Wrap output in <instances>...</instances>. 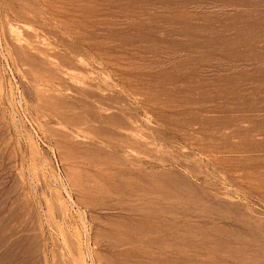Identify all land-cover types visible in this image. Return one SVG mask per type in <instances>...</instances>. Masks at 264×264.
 <instances>
[{
	"label": "rangeland",
	"instance_id": "obj_1",
	"mask_svg": "<svg viewBox=\"0 0 264 264\" xmlns=\"http://www.w3.org/2000/svg\"><path fill=\"white\" fill-rule=\"evenodd\" d=\"M203 1L0 0V254L19 242L23 264H186L198 229L234 226V249L264 264V41L205 47L235 11ZM175 183L184 200L162 192ZM158 210L174 225L143 221ZM214 246L188 263L229 264Z\"/></svg>",
	"mask_w": 264,
	"mask_h": 264
},
{
	"label": "bare ground",
	"instance_id": "obj_2",
	"mask_svg": "<svg viewBox=\"0 0 264 264\" xmlns=\"http://www.w3.org/2000/svg\"><path fill=\"white\" fill-rule=\"evenodd\" d=\"M190 1H192V0H190ZM195 1H198V0H195ZM203 1V0H202ZM207 1V0H206ZM213 1V0H212ZM219 1V3H220V5H221V7H223V9L224 8H231L232 10L234 9V11H235V14H233L231 17H228L227 19H229L230 20V22L228 23V21H227V19L225 20V18H224V20L225 21H227V22H225V24L226 25H224V26H219V28L221 27V29H219L220 30V33H217V34H215V36L212 38V39H210L209 38V35H208V38L207 39H205V40H203V45H205V47H207V45H210V43H213V45L215 44L214 42H216V44H218L219 45V48H221V47H223V48H229V47H237L238 48V46H250V47H252V48H250V49H256L255 47L256 46H258V44H259V42L261 41L262 42V40L264 41V0H218ZM188 2V1H187ZM204 2V1H203ZM179 3H183V1L182 2H179ZM205 3V2H204ZM213 3H215V1L213 2ZM216 3H218V2H216ZM185 3H183V5H184ZM198 4H200V3H198ZM209 4H211V3H209ZM182 5V4H181ZM182 5V6H183ZM215 5V4H214ZM219 5V4H218ZM180 6V5H179ZM220 7V6H219ZM220 9V8H219ZM221 10H219V12H220ZM225 11V10H224ZM231 11V10H230ZM226 12H228V11H226ZM217 13V12H216ZM184 14H185V12L183 13V15H182V17L184 16ZM197 14H199V12L197 13ZM196 14V16H198ZM202 14H203V12H202ZM223 14V13H222ZM230 14V13H229ZM195 15V14H194ZM203 15H207L206 13L205 14H203ZM209 15V14H208ZM219 15H221V14H219ZM224 15H227V14H224ZM180 16V15H179ZM178 16V17H179ZM186 16V15H185ZM184 16V17H185ZM188 16V15H187ZM193 16V15H192ZM195 16V17H196ZM210 16V15H209ZM212 16V15H211ZM210 16V17H211ZM223 16V15H222ZM182 17L180 16V18L182 19ZM190 17V16H189ZM194 17V16H193ZM193 17H192V19H193ZM195 17H194V19H195ZM200 17H203V16H201V13H200ZM205 17V16H204ZM217 17H219L218 15H217ZM186 18V17H185ZM197 18V17H196ZM216 18V17H215ZM219 18H222V17H219ZM188 19H190V18H188ZM198 19H200L199 17H198ZM203 19V18H202ZM206 19V18H205ZM211 19V18H210ZM213 19H214V17H213ZM183 20H185V22L187 21V18L186 19H184L183 18ZM197 20V19H196ZM189 21V20H188ZM206 21H208V19L206 20ZM211 21V20H210ZM209 21V22H210ZM218 21V20H217ZM221 21H223V20H221ZM195 22V21H194ZM197 22V21H196ZM195 22V23H196ZM205 22V21H204ZM203 22V23H204ZM208 22V23H209ZM212 22V21H211ZM210 22V23H211ZM213 22H214V20H213ZM219 22V21H218ZM191 23V22H190ZM189 22H188V25L190 24ZM197 23H199V22H197ZM196 23V24H197ZM203 23H201L200 24V26L198 27V25L196 26V25H194L193 27L192 26H190L189 28H191L192 27V29L193 30H191L192 32H194V33H196V34H199V33H201V29L200 28H203V27H201V25H205V24H207L206 22H205V24H203ZM221 23V22H220ZM219 23V24H220ZM187 24V23H186ZM194 24V23H193ZM214 24H215V22H214ZM217 24V23H216ZM219 24H217V25H219ZM222 24H224V23H221V25ZM217 25H216V27H217ZM187 26V25H186ZM213 26V25H212ZM211 25L210 26H208L209 28L210 27H212ZM215 26V25H214ZM188 27V26H187ZM215 27V30L217 29ZM204 28H206V27H204ZM203 28V29H204ZM209 28H206L205 30H207V29H209ZM185 29H187V28H184V31H185ZM212 29H214V27L212 28ZM211 29V31L213 32V31H215V30H212ZM218 30V29H217ZM216 30V31H217ZM210 31V30H209ZM208 31V32H209ZM204 32V31H203ZM205 32H207V31H205ZM217 32H219V31H217ZM262 32V33H261ZM210 33V32H209ZM209 33H207V34H209ZM216 33V32H215ZM261 33V34H260ZM202 34V33H201ZM211 34H213V33H211ZM232 34V35H231ZM246 34V35H245ZM243 35H245V36H247L246 38H244L243 37ZM224 38H223V37ZM217 41H219V42H217ZM260 42V43H261ZM221 46V47H220ZM223 48H221L222 50H224ZM234 49V48H233ZM225 51V50H224ZM235 51V50H234ZM264 51V50H263ZM258 51H256V53H257ZM236 53V52H235ZM245 54V53H244ZM244 54H241V55H244ZM255 54V53H254ZM222 55V54H221ZM236 55H239V54H233V52L231 53V54H227L226 53V55H225V59L226 58H228L229 60L231 59H233V58H236V59H238L239 58V56H236ZM251 55V54H250ZM246 56V55H245ZM244 56V57H245ZM248 56H249V54H248ZM242 57V59H243V56H241ZM222 58V57H221ZM247 58V57H246ZM249 58V57H248ZM254 59H258L259 61H260V59L262 58V55H260V54H257V55H254V57H253ZM223 59H224V57H223ZM222 59V60H223ZM230 60V61H231ZM240 60V59H239ZM233 61V60H232ZM231 61V62H232ZM225 62H226V60H225ZM260 63H261V61H260ZM256 64V63H255ZM259 65V64H258ZM257 71V70H256ZM259 72V71H258ZM261 73V72H260ZM250 76V75H249ZM258 76V75H257ZM241 77V76H240ZM245 77L247 78V76L245 75ZM244 77V78H245ZM220 78V77H219ZM226 78H224V80H225ZM227 79H229V77L227 78ZM231 79V78H230ZM229 79V80H230ZM248 79V78H247ZM255 79V78H254ZM232 80V79H231ZM258 80V79H257ZM259 81V80H258ZM260 81H261V79H260ZM256 82V81H255ZM262 82V81H261ZM260 82V83H261ZM262 84V83H261ZM231 85H233L234 86V84H231ZM241 85V84H240ZM243 85V84H242ZM241 85V86H242ZM233 86H230V87H233ZM257 86V85H256ZM255 86V87H256ZM259 86V85H258ZM236 87V86H235ZM248 87V86H247ZM254 87V88H255ZM227 88V87H226ZM260 88V87H259ZM228 89H229V87H228ZM230 89H232V88H230ZM229 89V90H230ZM235 89V88H234ZM239 89V88H238ZM241 89V88H240ZM227 90V89H226ZM233 90V89H232ZM243 90V89H242ZM241 90V91H242ZM252 91H253V89H252ZM240 92V91H239ZM251 92V91H250ZM260 92V91H259ZM227 93H229V92H227ZM233 93V92H232ZM234 93H235V91H234ZM249 93V92H248ZM254 93V92H253ZM256 93V92H255ZM257 93H258V91H257ZM256 93V94H257ZM240 95V94H239ZM244 95V94H243ZM251 95V94H250ZM250 95H248L249 97H250ZM259 95V94H258ZM260 95H262V94H260ZM178 135H180V134H178ZM193 147V146H192ZM199 150V149H198ZM200 151V150H199ZM189 171V170H188ZM192 171V170H191ZM180 172V171H179ZM194 172V171H193ZM146 173H148V172H146ZM154 173H155V175H156V172L154 171ZM140 174V173H139ZM138 174V175H139ZM142 174H143V172H142ZM157 174H158V172H157ZM161 174V177H162V173H160ZM165 174V173H164ZM173 174V173H172ZM177 174V173H176ZM183 175H184V172H183ZM146 176V175H145ZM176 176H179V175H176ZM175 176V177H176ZM147 177V176H146ZM151 177V176H150ZM166 177H167V174H166ZM169 177V176H168ZM168 177H167V180L166 179H164V180H166V181H169L168 180ZM180 177H182V176H180ZM179 177V178H180ZM198 177H199V175H198ZM133 178V177H132ZM131 178V179H132ZM145 178V177H144ZM153 178V177H152ZM154 178H156V176L154 177ZM163 178V177H162ZM185 178V177H184ZM134 179V178H133ZM136 179H138V178H135V181H136ZM148 179V178H147ZM157 179V178H156ZM188 179V176H187V178H186V180ZM163 180V181H164ZM173 180H175V179H173ZM177 180V179H176ZM182 180H183V177H182ZM189 180V179H188ZM187 180V181H188ZM139 181V180H138ZM145 181V180H144ZM166 181H165V183H166ZM186 181V182H187ZM190 181V180H189ZM188 181V182H189ZM178 182V181H177ZM184 182H185V180H184ZM183 182V183H184ZM141 182H139V184H140ZM170 183V182H169ZM173 183H174V181H173ZM172 183V184H173ZM190 183V182H189ZM189 183H187V184H184V186H186L188 189H189V191L192 193V191H191V189L188 187L189 185ZM142 184V183H141ZM178 184H179V186H180V184H182V183H180V181L178 182ZM178 184H174L175 186H176V188H174V187H171L172 185H170L169 187L170 188H172V190L171 189H167V188H164L163 189V191L162 192H166L167 193V197L169 196H175V197H178V198H182L183 197V200H184V196H182V194H184V192L182 193V192H179V187L177 186ZM192 184H194L193 182H192ZM196 184H198V183H196ZM130 185H132V184H130ZM168 185V184H167ZM183 185V184H182ZM190 185H191V183H190ZM134 186V185H133ZM193 186V185H192ZM191 186V187H192ZM181 187V186H180ZM185 187V188H186ZM194 187V186H193ZM196 187V186H195ZM198 188H199V186H197ZM136 188V187H135ZM146 188V187H145ZM201 188V187H200ZM199 188V189H200ZM149 189V188H148ZM147 189V190H148ZM183 189V188H182ZM187 189V190H188ZM193 189V188H192ZM202 190L204 189V187L203 188H201ZM200 189V190H201ZM208 189V188H207ZM207 189H206V193L208 192L207 191ZM119 190V189H118ZM137 190H138V188H137ZM141 190V189H140ZM139 190V191H140ZM158 190V189H157ZM178 190V191H177ZM180 190H181V188H180ZM186 189H184V191H187ZM197 190V189H196ZM201 190V191H202ZM149 192H151V190H148ZM193 191H195L194 189H193ZM161 192V193H162ZM189 192V193H190ZM210 192V191H209ZM156 193H158V191L156 192ZM194 193V192H193ZM203 193H205V189L203 190ZM212 193V192H211ZM144 194H146V192L144 193ZM155 194V193H154ZM185 194H186V192H185ZM196 194H197V192H196ZM195 193H194V197L195 196H197L196 197V199H194V198H192V200L194 199V203L195 202H197L198 200H199V198L200 197H202V196H199V194H200V192H199V194L198 195H196ZM148 195V194H147ZM186 195H188V192H187V194ZM208 194H205V196H207ZM214 194L212 193V197H214L213 196ZM129 196V195H128ZM153 196V195H152ZM190 196L192 197V195L190 194ZM211 196V195H210ZM218 195L216 194V196L214 197V198H216ZM133 197V196H132ZM166 197V198H167ZM187 198H185L187 201L190 199L191 200V198H189L188 199V196H186ZM199 197V198H198ZM204 197V196H203ZM2 198V197H1ZM143 198V197H142ZM163 198V197H162ZM197 198H198V200H197ZM205 199H206V197H204ZM204 198H202L203 199V201L205 200ZM124 199V198H123ZM127 199V198H126ZM135 199H136V197H135ZM201 198H200V200H202ZM210 199V198H209ZM209 199H207V200H209ZM217 199V198H216ZM131 200V199H130ZM176 200V199H175ZM178 200V199H177ZM176 200V201H177ZM183 200H181V202H183ZM206 200V202L205 203H207V207H209V201H207ZM218 200H221L220 198L218 199ZM153 202V201H152ZM159 202H160V200H159ZM173 202V201H172ZM180 202V203H181ZM200 203L202 202V201H199ZM203 202V203H204ZM216 202V201H215ZM220 202H223V201H220ZM122 203V202H121ZM151 203V202H150ZM184 203L185 204H187L185 201H184ZM189 204H191L190 202H188ZM200 203H197L198 205L200 204ZM209 203V204H208ZM1 204V203H0ZM118 204H119V202H118ZM212 204L213 203H211V206H212ZM222 204V203H221ZM224 204V203H223ZM122 205V204H121ZM193 206H195V207H197L196 205H194V204H192ZM203 204L201 203V206H202ZM218 205V204H217ZM217 205H214V206H216L217 207ZM128 206V205H127ZM162 206H167V205H162ZM161 206V207H162ZM210 206V207H211ZM214 206H212V208H213V210L215 209V207ZM221 207V205H218V207ZM133 207H136V205L134 206L133 205ZM171 207V206H170ZM181 207L182 208H179L178 207V209H177V214L178 213H181L182 215L184 214L186 217H192L193 218V216H197V215H199V214H196V212H195V208H191L190 210L189 209H186L185 208V210L183 209V207L184 206H182L181 205ZM204 207H206V204L204 205ZM0 208H1V206H0ZM164 208V207H163ZM177 208V207H176ZM189 208H190V206H189ZM202 207H200L199 206V209H201ZM174 209V208H173ZM207 209H209V208H204V210H206L207 211ZM211 209V208H210ZM219 209V208H218ZM223 210L222 211H224V208H222ZM196 210H198V209H196ZM212 210V209H211ZM152 211V210H151ZM154 211H155V208H154ZM166 211V209L164 210V212ZM216 211H217V209H216ZM220 211V210H219ZM218 211V212H219ZM132 212V211H131ZM126 213V212H125ZM209 213V212H208ZM207 213V214H208ZM220 214L222 213V212H219ZM219 213H217L218 215H219ZM131 214V213H130ZM173 214L175 215V213H174V211H173ZM211 214V213H210ZM128 215V214H127ZM161 215H162V213L158 210L157 212H154V214L151 216L150 214H144V216H143V221H145V222H147V221H149L150 219H151V217H153L155 220H158V221H160V217H161ZM169 215V214H168ZM202 215V214H201ZM209 215V214H208ZM222 215V214H221ZM227 215V214H226ZM176 216V215H175ZM210 216H212V215H210ZM165 217V216H164ZM180 217V216H179ZM213 217V216H212ZM223 217V216H222ZM228 217V216H227ZM198 218H199V216H198ZM139 219V218H138ZM153 219V220H154ZM164 219V218H163ZM220 219V218H219ZM223 219H224V217H223ZM227 219V218H226ZM162 220V219H161ZM172 220H173V218H172ZM172 220H171V217H170V219H169V221H170V223H168V220H167V222L165 221V220H162V221H160L161 223V225L164 227V226H169V225H174L173 224V222H172ZM175 220V219H174ZM173 220V221H174ZM187 220V219H186ZM204 220H206L207 222L209 221V219H208V216L207 215H205L204 216ZM216 220V218H214V221ZM217 220H218V218H217ZM191 221V220H190ZM226 221L227 220H225V222H223V224L224 223H226ZM134 222V221H133ZM137 222V221H136ZM142 222V221H141ZM151 222V221H150ZM197 221H195V223H196ZM205 222V221H204ZM153 223V222H152ZM175 223V222H174ZM187 223V222H186ZM208 223H211V222H208ZM217 223V222H216ZM137 224V223H136ZM198 225H200L199 223H197ZM203 224V223H202ZM222 224V223H221ZM138 225V224H137ZM194 225V224H193ZM196 225V224H195ZM209 225V224H208ZM230 225V224H229ZM233 225V224H232ZM235 225V224H234ZM119 226V225H118ZM129 226V225H128ZM132 226V225H131ZM131 226H129V227H131ZM203 226H204V224H203ZM205 226H207V225H205ZM120 227V226H119ZM123 227H125V226H123ZM140 227V226H139ZM183 227V226H182ZM230 226H228V227H226V228H221V229H219V228H214V227H211L210 229V231H208V232H206V231H204V230H197L198 232H196V234H198L199 235V237H200V241H199V243H196V244H189L188 243V246H185V247H188V249H186V250H189L190 252H192V253H195V254H193V255H198V256H202V255H205V254H210V253H212V252H215V251H217V253H219L220 252V250L217 248V247H215L214 245H217V244H223L225 247H226V249L225 250H223L221 253H222V256H223V259H224V261H226V262H228L227 260L228 259H230V262H231V264H257L256 263V261L254 262L252 259H251V261H249L248 260V258L250 257L248 254H246V253H238V250H235L234 248H235V245H234V240H236V239H232V237L231 238H229V237H227L228 235H226V232L227 231H231L233 228L232 227H234V226H232L231 228H229ZM236 227V226H235ZM199 228V227H198ZM207 228V227H206ZM229 228V229H228ZM253 228V227H252ZM257 228H259V227H257ZM127 228H125V230H126ZM145 229V228H144ZM143 229V230H144ZM173 229V228H172ZM178 229V228H177ZM234 229H238V227L237 228H234ZM241 229V228H240ZM254 229V228H253ZM119 230V229H118ZM135 230V229H134ZM142 230V229H141ZM208 230V229H207ZM256 230V229H255ZM255 230H253L254 232H255ZM194 229L192 230V229H189V227L188 228H185V227H183V230H182V235L183 236H187L188 234H194ZM257 231V230H256ZM262 232H263V230H261ZM122 232V231H121ZM237 232H238V230H237ZM140 233V232H139ZM172 233V232H171ZM210 233H212L213 234V236L214 237H209L208 235L210 234ZM232 233H233V230H232ZM239 234H240V232H239ZM243 234V233H242ZM257 234V233H256ZM262 235H264L263 233H261ZM10 235V234H9ZM143 235H145V234H143ZM149 235V234H148ZM163 235V234H162ZM156 236V235H155ZM231 236V235H230ZM234 236V235H233ZM238 236V235H237ZM241 236V235H240ZM2 237H3V235H2ZM148 237V236H147ZM151 237V236H150ZM196 237V236H195ZM236 237V236H235ZM243 237H245V236H243ZM246 238V237H245ZM3 239V238H2ZM127 239V238H126ZM260 239V238H259ZM1 240V239H0ZM4 240V239H3ZM130 241H132V240H130ZM141 241V240H140ZM247 241V240H246ZM255 241H257V240H255ZM258 242H259V240H258ZM262 242V241H261ZM1 243V242H0ZM3 243V242H2ZM124 243H126V242H124ZM128 243V242H127ZM137 243V242H136ZM145 242L143 241V244H144ZM250 243V242H249ZM263 243V242H262ZM148 244H149V242H148ZM173 244V243H172ZM209 244H211V245H209ZM214 244V245H213ZM1 245V244H0ZM126 245H128V244H126ZM131 245V244H130ZM133 245V244H132ZM173 245H176V244H173ZM241 245V244H240ZM239 245V246H240ZM251 245V244H250ZM151 246H152V244H151ZM156 246V245H155ZM157 246H161V244H157ZM8 247V246H7ZM145 247H147L146 246V244H145ZM144 247V248H145ZM224 247V248H225ZM237 247H238V245H237ZM242 247H243V245H242ZM252 248H253V246H251ZM259 247V246H258ZM260 247H261V245H260ZM149 248V247H148ZM173 248V247H172ZM244 248V247H243ZM245 248H247V246L245 247ZM244 248V249H245ZM256 248V247H255ZM137 249V248H136ZM177 249V248H176ZM242 249V248H241ZM254 249V248H253ZM258 249V248H257ZM7 250V251H6ZM6 250L4 251V253H2V254H0V264H14L15 263V261H17V263H15V264H23V261H25V259L26 258H22V257H20V244H19V242H16V244H12V246H10V248H6ZM186 250H180V252H179V257H180V259L179 260H177V261H180V262H182V263H186V264H221V263H213V262H196V261H193V262H190V263H188V260L186 259L187 258V256H189V254H187L188 253V251H186ZM131 251V250H130ZM168 251V250H167ZM174 251V250H173ZM254 251H255V249H254ZM261 250H259V252H260ZM164 252V251H163ZM172 252V251H171ZM189 252V253H190ZM249 252V251H248ZM252 252V251H251ZM255 252H257L258 253V251L256 250ZM256 253V254H257ZM261 253V252H260ZM166 254H167V252H166ZM264 254V253H263ZM174 255V254H173ZM161 256H165V255H161ZM206 256V255H205ZM195 257V256H194ZM264 257V256H263ZM201 258H203V257H201ZM256 259V258H255ZM260 259V258H259ZM153 260H154V258H153ZM170 260H172L171 258H170ZM175 260V259H174ZM207 260V259H206ZM231 260H233V263H232V261ZM28 262V261H27ZM230 262H229V264H230ZM153 263V262H152ZM260 263V262H259ZM154 264H156V263H154ZM161 264H163V263H161ZM165 264H167V263H165Z\"/></svg>",
	"mask_w": 264,
	"mask_h": 264
}]
</instances>
